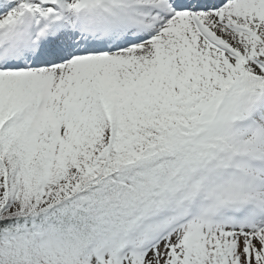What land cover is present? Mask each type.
Returning <instances> with one entry per match:
<instances>
[{
    "label": "snow or ice",
    "instance_id": "obj_1",
    "mask_svg": "<svg viewBox=\"0 0 264 264\" xmlns=\"http://www.w3.org/2000/svg\"><path fill=\"white\" fill-rule=\"evenodd\" d=\"M0 264H264V0H0Z\"/></svg>",
    "mask_w": 264,
    "mask_h": 264
}]
</instances>
